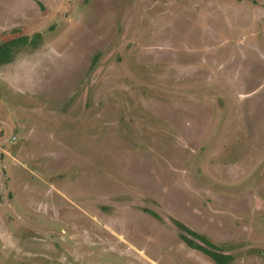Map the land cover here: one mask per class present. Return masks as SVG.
Returning <instances> with one entry per match:
<instances>
[{
	"label": "rangeland",
	"instance_id": "obj_1",
	"mask_svg": "<svg viewBox=\"0 0 264 264\" xmlns=\"http://www.w3.org/2000/svg\"><path fill=\"white\" fill-rule=\"evenodd\" d=\"M35 34L0 67V264H214L177 224L264 264V0H0V43Z\"/></svg>",
	"mask_w": 264,
	"mask_h": 264
},
{
	"label": "trees",
	"instance_id": "obj_2",
	"mask_svg": "<svg viewBox=\"0 0 264 264\" xmlns=\"http://www.w3.org/2000/svg\"><path fill=\"white\" fill-rule=\"evenodd\" d=\"M41 38V34H35L33 38L22 36L20 38L1 42L0 67L10 64L13 61L14 53L20 47L30 45L33 48H36L38 45L37 43ZM95 63L96 58L93 61V66L95 65ZM177 228L180 230L181 240L189 249L204 254L205 256L210 258L214 262V264H231V262L233 261V257L231 255L223 253L220 247L211 243L206 237L189 230L181 224H177Z\"/></svg>",
	"mask_w": 264,
	"mask_h": 264
}]
</instances>
